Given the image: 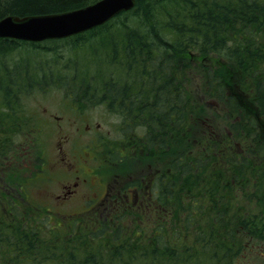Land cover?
Listing matches in <instances>:
<instances>
[{
    "label": "trees",
    "instance_id": "1",
    "mask_svg": "<svg viewBox=\"0 0 264 264\" xmlns=\"http://www.w3.org/2000/svg\"><path fill=\"white\" fill-rule=\"evenodd\" d=\"M94 1L0 0V18ZM63 44L83 45L81 67L79 58L65 74L39 63ZM61 81L72 82L64 89L69 107L99 104L118 120L110 141L96 136L102 161L92 171L112 174L103 178L109 195L68 221L42 216L51 210L26 198L10 200L40 169L15 162V144L35 130L21 99L34 85ZM220 111L232 121L218 120ZM250 113L264 123V0H135L67 38H0V264H229L244 242L264 241V206L235 202L248 197L238 187L252 184L246 154L263 150L254 146ZM260 195L251 193L256 208Z\"/></svg>",
    "mask_w": 264,
    "mask_h": 264
},
{
    "label": "rangeland",
    "instance_id": "2",
    "mask_svg": "<svg viewBox=\"0 0 264 264\" xmlns=\"http://www.w3.org/2000/svg\"><path fill=\"white\" fill-rule=\"evenodd\" d=\"M70 47L71 48L63 44L59 53L54 54L52 52H46L48 54L40 58L42 61L39 63L44 65L50 63L53 66L55 65L54 63H57L62 66L61 70L65 74L66 72L63 71L65 70V64H69L73 58H79L81 67L82 63L85 62L84 60L88 58V56L82 55L84 53L86 54L85 51L81 52V47H83V45ZM24 48L21 49V52H26ZM24 56L27 55H22V57ZM75 69V67H69L68 72L75 71ZM60 83H62L61 87H49L47 89L45 88L48 85L51 86L53 84L52 80L46 84L47 86L44 85L46 86L44 89L40 88L39 85H34L28 90L29 92H26L27 95H24L21 99L22 103L25 104L32 113V118L33 114L34 117L37 118L35 125L39 126H37L34 131V133H36L35 141L24 143V145H27L24 148L20 147L23 144H20V142H24V139L17 142V145L15 144L17 150H25L24 153L19 154L15 162H21L23 166L24 160L32 165L35 158L38 159L42 157L45 159L46 167L42 166V168H45L46 176L52 177V181H44L39 187L37 184L31 186L29 189L30 196L37 201L36 204L39 207H45L42 209L49 208L51 210L42 216L49 218L48 215H50L49 213L51 212L58 220L68 221L80 212L92 210L87 208L89 204H97L96 206H99L98 203L100 202H97L96 199H100L104 195L108 185L104 180L110 178L112 174L106 173L102 175L103 177L100 179L92 171L93 168L95 170L96 163L100 160L102 161L101 155L97 151L102 146L101 141L98 139L95 142L97 143L100 141L99 144H92L90 149L91 153L88 149H84V145L91 137L97 134L101 135L100 139L103 137L107 139V136H116L118 120L108 115V111H106L105 107L99 104L91 107L85 106L82 110L83 112L78 110L76 105H70L69 107L65 103L66 100L64 99V95L66 91H64V89L69 90L72 86V82L61 81ZM216 114L218 120H223L225 124L232 121L230 118L225 120L222 118L223 111ZM249 116L250 121L255 124L252 135L255 134L259 140H257L256 143L254 142V146L263 150L252 152V156H250V153L246 154L249 155L250 158L246 156L248 158L246 162L248 167H245V164L243 170L244 173L249 174L252 184L238 187L239 192L246 191L248 197L247 195H237V200L235 202L241 204L246 203L250 208L258 210L262 205L264 206V198H261V195L258 197L262 203L260 206H257V208L254 205L257 201V197L253 196L252 199L250 198L251 193L260 194L264 191L262 188L264 185V123L258 121L252 113H250ZM221 127H223L222 123ZM37 132L40 133L37 134ZM22 134L24 136L28 135V137L31 138V136H29V129H26ZM231 136L235 137L237 135H229L228 137ZM237 137H235L234 140H236ZM24 138L28 140L27 137ZM107 140L110 141L109 139ZM259 142L261 144H259ZM130 154L131 152L126 154V156ZM128 162L133 165L138 164V159L134 156ZM72 163L74 165H71ZM77 165L80 166L79 169ZM36 166H41V163L38 162ZM239 167L240 166H238V168ZM102 170H104V168H102ZM76 174L82 175L77 184L74 183ZM67 184H70L69 187L74 186V190H72L73 193L67 198H59L64 192V188H66ZM231 189H234V186ZM107 194L108 192H106L105 197L109 195ZM49 219L51 220V218ZM210 247L214 249L215 245L212 243ZM205 252L206 254L204 256L208 255V251ZM209 262L208 264H222L221 261L215 263L214 259H210ZM228 262H230L229 264H264V241L248 240L244 242L242 249L235 251Z\"/></svg>",
    "mask_w": 264,
    "mask_h": 264
},
{
    "label": "water",
    "instance_id": "3",
    "mask_svg": "<svg viewBox=\"0 0 264 264\" xmlns=\"http://www.w3.org/2000/svg\"><path fill=\"white\" fill-rule=\"evenodd\" d=\"M133 0H98L86 7L64 13L0 19V36L37 41L65 36L99 25L132 5Z\"/></svg>",
    "mask_w": 264,
    "mask_h": 264
},
{
    "label": "bare ground",
    "instance_id": "4",
    "mask_svg": "<svg viewBox=\"0 0 264 264\" xmlns=\"http://www.w3.org/2000/svg\"><path fill=\"white\" fill-rule=\"evenodd\" d=\"M134 5H135V0H133L132 5H131L130 7L126 8V9H124V10H128V9H130V8H132Z\"/></svg>",
    "mask_w": 264,
    "mask_h": 264
},
{
    "label": "flooded vegetation",
    "instance_id": "5",
    "mask_svg": "<svg viewBox=\"0 0 264 264\" xmlns=\"http://www.w3.org/2000/svg\"><path fill=\"white\" fill-rule=\"evenodd\" d=\"M77 178H78V176H77ZM75 184H77L78 182L76 181V182H74ZM68 186H70V185H68ZM71 192V190L70 189H68L67 190V193H70Z\"/></svg>",
    "mask_w": 264,
    "mask_h": 264
}]
</instances>
